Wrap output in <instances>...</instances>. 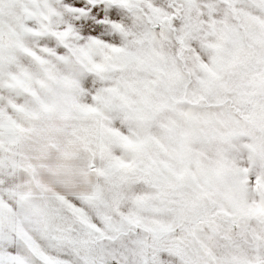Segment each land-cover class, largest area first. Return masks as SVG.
Returning a JSON list of instances; mask_svg holds the SVG:
<instances>
[{
    "label": "snow or ice",
    "instance_id": "obj_1",
    "mask_svg": "<svg viewBox=\"0 0 264 264\" xmlns=\"http://www.w3.org/2000/svg\"><path fill=\"white\" fill-rule=\"evenodd\" d=\"M0 264H264V0H0Z\"/></svg>",
    "mask_w": 264,
    "mask_h": 264
}]
</instances>
